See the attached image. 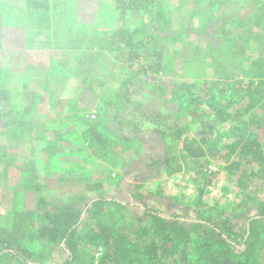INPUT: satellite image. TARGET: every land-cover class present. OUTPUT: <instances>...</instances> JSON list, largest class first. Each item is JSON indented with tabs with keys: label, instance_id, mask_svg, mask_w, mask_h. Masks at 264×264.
<instances>
[{
	"label": "trees",
	"instance_id": "obj_1",
	"mask_svg": "<svg viewBox=\"0 0 264 264\" xmlns=\"http://www.w3.org/2000/svg\"><path fill=\"white\" fill-rule=\"evenodd\" d=\"M147 5L148 21L127 25L120 15L122 23H114L107 33L104 32L107 47L119 63L113 76L118 89L112 101H103L97 106L96 115H75L83 128L76 141H83L90 146L89 149L99 148L98 158L118 160H124L125 156H121L120 151L126 147L139 141L149 142L150 156L138 168L135 177L150 176L151 173L155 177L170 175L177 171L181 160H194L201 185L197 188L192 216L173 214L157 205L131 203L122 192L117 196L119 188L114 194L84 195L73 202L56 203L41 192L40 175L35 163L30 162L23 185L39 196L37 205L43 212L37 216V225L34 227L32 224L30 229L22 212H15L11 225L0 223V264H49L43 260L46 255L49 259L56 255L55 264H261L264 195L247 190L237 213H216L214 210L219 209L218 204L212 200L211 204L210 198L204 196V185H210L213 177L207 178L204 172L207 163L201 159L210 157L229 163L228 168H239L245 174L248 173L247 167L252 166L248 176L253 180L259 176L257 169L264 174V3L251 16L256 21L252 24L250 36L255 39L253 42L257 49L250 58L246 57L249 60L247 74L235 76L223 72L212 80H171L166 83L161 82L160 77L172 64L166 60L163 50L156 46L157 26L163 16L161 2L115 0L114 8L117 12L120 8L138 11ZM52 10L51 0H0V55L6 48L2 37L6 22L15 17L29 19L31 32L47 33L49 38L58 42V15ZM68 20L64 28L69 36L73 29L78 32L81 28L78 25L73 28L71 19ZM225 28L223 24L224 32ZM90 43L77 50L70 49L67 42L66 46L60 42L53 46L60 44L62 50L51 55L50 67L42 72L44 79H55L57 73L67 71L69 75H80V66L90 68L88 62H95L102 53L101 49L93 47V41ZM231 55L236 61L240 60L235 47ZM72 59L75 63L80 61L78 68L76 65L69 68ZM11 71L6 66L0 73V120L4 126H22L24 133L32 134L34 120L30 113L36 106L32 104L29 108L20 109L21 106L13 103L16 92L8 85ZM25 71L26 74L36 73L30 68ZM22 88H27L26 82ZM137 88L163 105L173 104L177 112L188 116V123L182 124L174 115L167 114L160 117L161 121L151 129L146 139L140 140L138 133L127 134L124 130L125 115L132 103V90ZM39 98L42 101V94ZM76 102V98L65 95L59 100L53 99L50 116L61 118V111ZM191 129H194L193 136L186 135ZM179 140L182 147L181 155L177 156L174 142ZM39 141V137L34 136L31 144L36 146ZM78 153L89 156L84 149ZM240 185L248 187L251 181ZM110 209L120 213L119 220L107 222L104 219ZM95 251H100L98 258Z\"/></svg>",
	"mask_w": 264,
	"mask_h": 264
},
{
	"label": "rangeland",
	"instance_id": "obj_2",
	"mask_svg": "<svg viewBox=\"0 0 264 264\" xmlns=\"http://www.w3.org/2000/svg\"><path fill=\"white\" fill-rule=\"evenodd\" d=\"M159 1L163 16L157 26L156 46L163 50L166 60L172 64L166 74L159 76L161 82L212 80L223 72L235 76L247 74L249 60L246 57L250 58L257 49L253 42L255 39L250 36L252 24L256 21L251 16L264 0ZM114 3L115 0H51L52 11L58 15V42L49 38L47 33L31 32L32 24L27 18L15 17L6 22L7 28L2 36L6 48L0 55V73H3L6 66L12 70L8 85L17 93L13 103L21 106L20 109L29 108L33 104L36 109L30 113L34 120L32 134L24 133L22 126H4L3 120H0L1 224L11 225L15 212H22L26 215L23 218L28 229L32 224L34 227L37 225V216L43 212L37 205L39 196L32 190H26L23 185L30 162L35 163L40 175L41 192L56 203L73 202L84 195L114 194L119 188L117 196L122 192L131 203L157 205L173 214L187 213L192 216L197 188L201 185L198 183L199 175L194 160H181L177 171L170 175L155 177L151 173L150 176L135 177L138 168L150 156L149 142L139 141L134 146L126 147L120 151V155L125 156L124 160H118L113 157L98 158L96 153L99 148L89 149L90 146L83 141H76L83 128L75 115H96L97 106L103 101H112L118 89L113 76L114 68L119 63L107 47L104 32L107 33L114 23H122L120 15L127 25L135 22L142 24L150 18L148 5L138 11H124L120 8L117 12ZM68 19H71L73 28L77 25L81 28L78 32L73 29L74 34L69 36L64 28ZM223 24L225 32L222 30ZM246 28H250L249 31ZM91 41L93 47L101 49L102 53L96 57L95 62H88L90 68L80 66V75H69L67 71L64 74L57 73L55 79H44L42 72L50 67L51 55L62 50L60 44L65 45L67 42L70 49L77 50ZM59 42V46L53 48ZM234 47L236 55L240 56L239 61L232 58ZM74 61L72 59L69 63V68L75 65L78 68L80 61ZM26 68L34 70L35 75L26 74ZM244 78L248 81V77ZM24 82L27 88H22ZM41 94L42 101L39 98ZM64 95L76 98L77 102L62 110L61 118H53L50 116L53 99L59 100ZM131 100L130 109L125 115L124 130L127 134L138 133L140 140L146 139L151 129L161 121L160 117L167 114L174 115L182 124L189 121L188 116L181 111L177 112L173 104L163 105L141 89L132 90ZM193 131L189 130L186 135L193 136ZM34 136L40 140L36 146L31 144ZM174 145L175 153L180 156L182 141H175ZM80 149L88 151V158L78 153ZM201 161L207 163L204 169L207 178L213 177L210 185H204V196L210 198L211 204L212 201L218 204L219 209L214 210L216 213H237L247 190L264 195V174L259 169L256 170L258 178L253 180L248 176L252 166L247 167L248 173L245 174L239 168H228L229 163H221L210 157ZM75 164L78 167L74 168ZM83 174L85 176L81 177ZM249 180L251 185L248 187L240 185ZM206 197L204 199L208 200ZM111 209L104 216L107 222H115L120 218V213ZM29 244L36 246L32 242ZM34 249L39 250L38 247ZM99 253L95 251L96 258ZM57 258L55 255L49 259L46 255L43 260L55 264ZM260 262L264 264V246L261 248Z\"/></svg>",
	"mask_w": 264,
	"mask_h": 264
}]
</instances>
